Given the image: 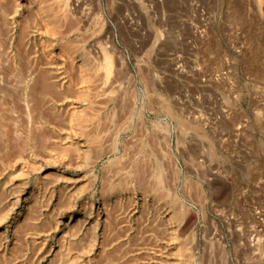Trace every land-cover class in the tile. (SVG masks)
<instances>
[{
	"label": "rangeland",
	"instance_id": "374dc122",
	"mask_svg": "<svg viewBox=\"0 0 264 264\" xmlns=\"http://www.w3.org/2000/svg\"><path fill=\"white\" fill-rule=\"evenodd\" d=\"M1 1L0 212L41 188L32 226L0 227L9 260L264 264V0ZM75 203L90 225L68 223Z\"/></svg>",
	"mask_w": 264,
	"mask_h": 264
},
{
	"label": "bare ground",
	"instance_id": "6f19581e",
	"mask_svg": "<svg viewBox=\"0 0 264 264\" xmlns=\"http://www.w3.org/2000/svg\"><path fill=\"white\" fill-rule=\"evenodd\" d=\"M3 1V0H2ZM1 1V2H2ZM7 1V0H6ZM5 2V1H4ZM9 2V1H8ZM35 2V1H34ZM6 3V2H5ZM15 3V2H14ZM19 3V2H18ZM9 5V3L7 4V6ZM11 5V4H10ZM13 5V4H12ZM40 5V4H39ZM1 7H0V9H5V8H3V7H6L5 5L4 6H2V5H0ZM20 6V5H19ZM28 6V5H27ZM44 6V5H43ZM9 7V6H8ZM38 7V6H37ZM46 7V6H45ZM12 8V7H11ZM49 8V7H48ZM10 10V9H9ZM8 10V11H9ZM33 10V9H32ZM49 10V9H48ZM7 11V10H6ZM8 11H7V13H8ZM29 12V11H28ZM34 12V11H33ZM36 12V11H35ZM39 12V11H38ZM37 12V14H40V13H38ZM42 12V11H41ZM52 12V11H51ZM16 13V12H15ZM20 13V12H19ZM42 13H44V11L42 12ZM36 14V15H37ZM45 14V13H44ZM52 14V13H51ZM9 15H10V13H9ZM12 15V14H11ZM25 15V14H24ZM32 15V14H31ZM35 15V14H34ZM28 16V15H27ZM43 16H46V14L45 15H43ZM42 16V17H43ZM3 17V16H2ZM1 17V18H2ZM24 17V16H23ZM26 17V16H25ZM37 18H38V16H37ZM53 18V17H52ZM4 19V18H3ZM39 19H40V15H39ZM23 20V19H22ZM21 20V21H22ZM36 20V19H35ZM2 21V20H1ZM4 21V20H3ZM2 21V22H3ZM26 21V20H25ZM31 21V20H30ZM8 22V21H7ZM20 22V21H19ZM32 23V22H31ZM39 23V22H38ZM37 23V24H38ZM43 24V23H42ZM50 24V23H49ZM48 24V25H49ZM23 25V24H22ZM45 25V24H44ZM47 25V26H48ZM5 26V25H4ZM32 26V25H31ZM3 27V26H2ZM7 27V26H6ZM47 28V27H46ZM45 28V29H46ZM50 28V27H49ZM5 29V28H4ZM15 30V29H14ZM41 30V29H40ZM11 31V30H10ZM9 31V32H10ZM49 30L47 29V32H48ZM42 32H43V30H42ZM46 32V31H45ZM2 33V32H1ZM18 33V32H17ZM49 33V32H48ZM55 33V32H54ZM16 34V33H15ZM30 34V33H29ZM43 34V33H42ZM11 37H12V34L10 35ZM56 36V35H55ZM54 36V37H55ZM64 37V36H63ZM56 38V37H55ZM61 38V37H60ZM3 39V38H2ZM20 39V38H19ZM40 39V38H39ZM42 39V38H41ZM44 40V39H43ZM2 41V40H1ZM20 41V44H19V42H18V47L19 48H17V49H21V51L23 50L22 48H24V46L21 48L20 47V45L22 44H27L26 43V41H25V43H23L24 41L23 40H19ZM48 41V40H47ZM10 42V41H9ZM44 42V41H43ZM51 42V41H50ZM62 42V41H61ZM45 43V42H44ZM65 43V42H64ZM10 44V43H9ZM12 44L13 45H15V43H13L12 42ZM12 44H10V45H12ZM50 44V43H49ZM53 44V43H52ZM66 44V43H65ZM9 45V46H10ZM42 44H40V46H41ZM2 46V45H1ZM6 46V45H5ZM27 46V45H26ZM25 46V47H26ZM35 46V45H34ZM48 46V45H47ZM59 45H57V47H58ZM62 46V45H61ZM13 47V46H12ZM17 47V46H16ZM60 47V46H59ZM63 47V46H62ZM1 48V47H0ZM11 47H9V49H10ZM61 48V47H60ZM15 49V48H14ZM27 49V48H26ZM25 49V50H26ZM59 50V49H58ZM61 50V49H60ZM4 51V50H3ZM2 51V52H3ZM33 51V50H32ZM12 52V51H11ZM11 52H9V53H11ZM18 52H19V54H20V51L18 50ZM25 52V51H24ZM42 52H44V51H42ZM41 52V53H42ZM4 53V52H3ZM16 53V52H15ZM29 53V52H28ZM61 53H62V51H61ZM60 53V54H61ZM17 54V53H16ZM15 54V55H16ZM18 54V55H19ZM23 54V53H22ZM35 54V53H34ZM55 54V53H54ZM28 55V54H27ZM43 55V54H42ZM13 56H14V54H13ZM20 56V55H19ZM19 56H18V58H19ZM21 56H23V55H21ZM45 56V55H44ZM53 56V55H52ZM8 57V56H7ZM12 57V56H11ZM10 57V58H11ZM25 57V56H24ZM27 57V56H26ZM2 58V57H1ZM16 58V57H15ZM29 58V57H28ZM41 58H42V56H41ZM57 58V57H56ZM26 59V58H25ZM45 59V58H44ZM5 60V59H4ZM11 60V59H10ZM23 60H24V58H23ZM34 60H36V59H34ZM38 60V59H37ZM1 61V60H0ZM13 61V60H12ZM43 61V60H42ZM45 61V60H44ZM46 62V61H45ZM50 62V61H49ZM57 62V61H56ZM23 63V62H22ZM28 63V62H27ZM26 63V64H27ZM36 63V62H35ZM8 64V63H7ZM9 64H10V62H9ZM20 64V63H19ZM29 64V63H28ZM31 64H33V61H32V63ZM40 64H43V63H40ZM47 64H48V62H47ZM52 64V63H51ZM11 65H12V63H11ZM30 65V64H29ZM36 65H38L39 66V64H36ZM52 65H54V64H52ZM8 65H6V67H7ZM20 66H21V64H20ZM23 66V65H22ZM2 67H4V65L2 66ZM30 67V66H29ZM29 67H28V69H29ZM26 68V67H25ZM32 68V67H31ZM6 69V68H5ZM15 69V68H14ZM21 69V68H20ZM33 70H35L34 68H32ZM50 69V68H49ZM7 70V69H6ZM17 70V69H16ZM16 70H14V71H16ZM23 70V69H22ZM21 70V71H22ZM26 70V69H25ZM37 70V69H36ZM24 71V70H23ZM17 72V71H16ZM26 72V71H25ZM24 72V73H25ZM40 72H41V70H40ZM43 72H46V71H43ZM6 73H8V72H6ZM11 73V72H10ZM1 74V73H0ZM29 74H31V72L29 73ZM35 74V73H34ZM42 74V73H41ZM47 74V73H46ZM3 75V74H2ZM10 75V74H9ZM14 75H15V73H14ZM13 75V76H14ZM23 75V74H22ZM32 75H33V73H32ZM51 75V74H50ZM18 77V79L17 80H20L21 81V83L24 81V80H22L24 77H22V79H21V75L19 74V75H17ZM27 77L29 76V75H26ZM36 76V75H35ZM38 76V75H37ZM11 77H12V75H11ZM26 77V78H27ZM30 77V76H29ZM43 77H47L46 75L45 76H42V78ZM50 77V76H49ZM56 77V76H55ZM58 77V76H57ZM31 78H32V76H31ZM31 78H30V80H31ZM41 78V79H42ZM54 78V77H53ZM3 79H8V77H6V78H4L3 77ZM13 79H14V77H13ZM33 79V78H32ZM40 78H38V80H39ZM45 79V78H44ZM47 80V79H46ZM46 80H42L43 82L44 81H46ZM0 81L1 82H3L4 80H2V77H1V79H0ZM13 81V80H12ZM20 81H18V82H20ZM32 81V80H31ZM33 81H34V86L31 88L32 89V91L30 90V92H33L34 90H35V88H37L35 85L37 84V79L36 80H34L33 79ZM32 81V82H33ZM0 82V83H1ZM7 82V81H6ZM17 82V83H18ZM32 82H31V86H32ZM41 82V81H40ZM54 82V81H53ZM10 83V82H9ZM14 83V82H13ZM12 83V84H13ZM20 84V83H19ZM24 84V83H23ZM45 84H47V83H45ZM50 85H51V82L49 83ZM55 84V83H54ZM1 85V84H0ZM6 85H8V84H6ZM39 84H37V86H38ZM53 85V84H52ZM21 86H22V84H21ZM56 85H54L53 87H55ZM58 86V85H57ZM46 87H48V86H46ZM21 88V87H20ZM24 87L22 86V89L19 91L18 90V92L21 94V96L19 97L20 99H21V97H22V100H24L25 102H27L28 101V98H30L31 97V95H30V97H29V95H28V93H27V90L25 91L24 89H23ZM42 88H43V86H42ZM56 88V87H55ZM54 88V89H55ZM3 89H4V87H3ZM5 89H7V88H5ZM8 89H9V87H8ZM44 89H46L45 88V86H44ZM47 89H49V88H47ZM15 90L16 89H14L13 91L15 92ZM41 91H42V89H40ZM51 90V89H50ZM57 90V89H56ZM56 90H54V92L56 91ZM7 91V90H6ZM47 92H48V90H46ZM58 91V90H57ZM17 92V91H16ZM44 92V91H43ZM42 92V93H43ZM52 93L51 91H50V93H48L49 94V96L50 95H55V93ZM36 93V92H35ZM39 93V92H38ZM46 93V92H45ZM58 93V92H57ZM60 93V92H59ZM58 93V94H59ZM16 94V93H15ZM31 94H33V93H31ZM11 95H13V94H11ZM16 95H18V94H16ZM10 96V95H9ZM56 96V95H55ZM38 97H41V96H38ZM44 97V96H43ZM42 97V98H43ZM52 97H54V96H52ZM57 97V96H56ZM42 98H41V100H42ZM58 99V98H57ZM21 100V101H22ZM31 100H33V99H31ZM44 100V99H43ZM39 101V100H38ZM19 102V101H18ZM24 102V103H25ZM29 102V101H28ZM40 102V101H39ZM46 102V101H45ZM50 102V101H49ZM23 103V104H24ZM27 104V103H26ZM29 104V103H28ZM45 104V103H44ZM25 105V104H24ZM28 106V105H27ZM45 106V105H44ZM43 106V107H44ZM6 107V106H5ZM10 107V106H9ZM15 107V106H14ZM29 107V106H28ZM2 109V108H1ZM7 109H9V108H7ZM13 109V108H12ZM15 109V108H14ZM29 109V108H28ZM6 110V109H5ZM12 111V110H11ZM27 111V110H26ZM33 111V110H32ZM44 111V110H43ZM49 112V111H48ZM47 112V113H48ZM7 114V113H6ZM12 114V113H11ZM25 114H27V113H25ZM28 114H29V112H28ZM5 115V114H4ZM46 118V117H45ZM6 119V118H5ZM43 119V118H42ZM52 119V118H51ZM18 120V119H17ZM22 120V119H21ZM24 120V119H23ZM28 120V119H27ZM50 121V120H49ZM52 121V120H51ZM8 123V122H7ZM22 123V122H21ZM26 123H27V121H26ZM10 124V123H9ZM57 124V123H56ZM55 123H49V122H44L43 123V121H42V123H39V125H38V130L39 129H41V131L42 130H49V128L51 129V130H58L59 128H61L59 125H56ZM103 124H105V123H103ZM14 125V124H13ZM19 125V124H18ZM34 125H37V124H34ZM71 125V124H70ZM73 125L74 124H72V126H70L69 127V129H74V128H72L73 127ZM77 126H76V128L74 129L75 130V132H77V130H79L78 128H80V127H82L83 125H80V123H79V125H78V123L76 124ZM88 125V124H87ZM86 124L84 125V126H87ZM110 125H112V124H110ZM117 125V124H116ZM115 125V126H116ZM4 126V125H3ZM17 126V125H16ZM15 126V127H16ZM69 126V125H68ZM106 126V125H105ZM142 126H144V125H142ZM146 126V125H145ZM6 127V126H5ZM4 127V128H5ZM11 127V126H10ZM23 127V129H22V131H20V130H15V131H13V132H11L10 130H8V131H6V133H4V137L6 138H4L5 139V142H4V144L6 143V145H7V147L6 148H9L8 147V144L7 143H14V142H16V141H19V140H21L20 142H23L25 145H28V143H30V140H31V138H33L32 137V133H31V131H32V128H33V125H32V123H28V125H23L22 126ZM36 127V126H35ZM63 127V126H62ZM67 127V126H66ZM75 127V126H74ZM98 127V126H97ZM109 126H107V128H108ZM111 127V126H110ZM147 127V126H146ZM146 127H145V130H146ZM14 128V127H13ZM18 128V127H17ZM17 128H15V129H17ZM64 128V127H63ZM92 128H93V125H92ZM91 128V129H92ZM103 128V127H102ZM121 128V127H120ZM34 129V128H33ZM67 129H68V127H67ZM83 128H81V130H82ZM104 129V128H103ZM109 129V128H108ZM148 129V128H147ZM12 130H14V129H12ZM37 130V129H36ZM85 130H87V128L85 129ZM62 131V130H61ZM82 131H84V129L82 130ZM82 131H81V134H82V136H83V133H82ZM89 131V130H88ZM93 131V130H92ZM79 132V131H78ZM44 133V132H43ZM85 133V132H84ZM45 134V133H44ZM44 134H43V136H44ZM47 134V133H46ZM51 134V133H50ZM78 133H76V136H78V135H80V134H78ZM87 134V133H86ZM89 134V133H88ZM48 136V135H47ZM91 136V135H90ZM94 136V135H93ZM81 137V136H80ZM83 137H85V136H83ZM87 137H89V136H87ZM39 138H40V136H39ZM141 138V137H140ZM41 139H42V136H41ZM80 139V138H79ZM86 139V138H85ZM96 139V138H95ZM0 140H2V137L0 138ZM140 140V139H139ZM0 142H2V141H0ZM41 142V141H40ZM82 142V141H81ZM32 143V142H31ZM3 144V143H2ZM1 144V145H2ZM17 144V143H16ZM84 144V145H83ZM20 145H23V144H21L20 143ZM82 145L83 146H86V143L84 142V143H82ZM82 145H81V147H82ZM19 146V145H18ZM18 146H16V147H18ZM132 146V145H131ZM2 147V146H1ZM5 147V146H4ZM4 147H2V149L4 148ZM15 147V146H14ZM13 147V148H14ZM21 147V146H20ZM20 147H18V148H20ZM5 148V150H7ZM82 148H84V147H82ZM130 148V147H129ZM17 150V149H16ZM84 151H88V148L87 149H83ZM90 150V149H89ZM132 150H133V147H132ZM1 152H2V150H1ZM0 152V153H1ZM10 152H11V150H10ZM15 152V151H14ZM12 153V152H11ZM84 153V152H83ZM86 153V152H85ZM84 153V154H85ZM135 153V155H136V152H134ZM3 154V153H2ZM87 154V153H86ZM12 155V154H11ZM1 156H3V155H1ZM0 156V157H1ZM102 157V156H101ZM137 157V156H136ZM133 158V157H132ZM131 158V159H132ZM87 160V159H86ZM85 160V161H86ZM130 161H132V160H130ZM48 162V161H47ZM98 162V161H97ZM137 162H139V161H137ZM50 163V162H49ZM86 163V162H85ZM52 164V163H51ZM84 164V163H83ZM87 164V163H86ZM130 165V164H129ZM135 165V164H134ZM138 165V164H137ZM48 167V166H47ZM46 167V168H47ZM49 167H50V164H49ZM81 167H82V165H81ZM41 168H42V166H41ZM130 168V167H129ZM133 168H134V166H133ZM144 168V167H143ZM146 168V167H145ZM127 170V169H126ZM136 170V169H135ZM139 170V169H138ZM146 170V169H145ZM132 171V170H131ZM142 171V170H141ZM144 171V170H143ZM125 172V171H124ZM131 173V172H130ZM144 173V172H143ZM101 174V173H100ZM110 174V173H109ZM135 174V173H134ZM105 175V174H104ZM108 175V174H107ZM109 176V175H108ZM112 176V175H111ZM110 176V177H111ZM135 176V175H134ZM12 177V176H11ZM86 177V176H85ZM101 177V176H100ZM114 177V176H113ZM136 177V176H135ZM108 178L106 177V179L105 180H107ZM11 180H12V178H11ZM10 180V181H11ZM145 180V179H144ZM143 180V181H144ZM9 181V180H8ZM92 181V180H91ZM117 181V180H116ZM151 181V180H150ZM1 182V181H0ZM7 182V181H6ZM108 182H109V179H108ZM107 182V183H108ZM112 182V181H111ZM115 181H113L112 183H114ZM137 182V181H136ZM139 182H140V180H139ZM138 182V183H139ZM8 183V182H7ZM13 183V182H12ZM97 183H100L99 182V177L98 176H95L94 177V180L91 182V187L90 188H92V190H93V193L91 194V202H93L95 199H96V197L99 195V193L101 192V191H98V189L96 190L95 188H96V185H97ZM105 183H106V181L104 182V185H105ZM112 183H109V186L108 187H106L105 186V189L107 190V192H112V190H114L115 188H117V187H115V184H112ZM9 184H10V182H9ZM3 185H6V184H3ZM3 185H1V187L3 186ZM13 185V184H12ZM20 185L22 186L23 184L22 183H20ZM25 185H26V183H25ZM44 185V184H43ZM42 185V188L44 187ZM40 186V185H39ZM38 186V187H39ZM47 187L49 186V185H46ZM10 187H11V185H10ZM9 187V188H10ZM27 187L28 186H23V189L22 190H19L18 192H24L26 189H27ZM37 187V188H38ZM41 187V186H40ZM99 187V186H98ZM152 187V186H151ZM4 188V187H3ZM3 188H1L0 189V191L3 189ZM19 188H21V187H19ZM18 188V189H19ZM14 189V188H13ZM46 189H48V188H46ZM86 189V188H85ZM105 189H103L104 191H105ZM9 189H7V191H8ZM12 190V189H11ZM10 190V191H11ZM40 190H41V188H40ZM39 190V191H40ZM43 190H45L44 188H43ZM4 191H5V188H4ZM3 191V192H4ZM37 191H38V189L36 190V188H33V189H31V191H29V192H27V193H25V196H23V198H20V200L19 201H17V203H16V205H15V207L13 208V210H11V211H7V213H5V214H2L1 212H0V227L2 226V225H6L7 224V228L5 229V233H13V235L12 236H14L15 237V233L17 232V231H20V229H26V228H28V227H30V226H32V223L34 224V222L33 221H36V219L39 217H37V213H39V208L40 207H37L38 209H36V206L38 205V203H36V199L38 198V194H37ZM38 191V192H39ZM20 192V193H21ZM46 192V191H45ZM2 192H0V194H1ZM19 193V194H20ZM40 193V192H39ZM23 194V193H22ZM80 194V193H79ZM112 194V193H111ZM2 197V196H1ZM80 198V197H79ZM38 200V199H37ZM2 200H1V198H0V202H1ZM38 202H40V200H38ZM95 202V204H96V209L102 214L103 213V215L102 216H104V214L106 213L105 212V208H104V199L103 198H99V200L96 202V201H94ZM72 203V202H71ZM108 203V202H107ZM106 203V204H107ZM1 204V203H0ZM40 205V204H39ZM38 205V206H39ZM83 205H84V203H83ZM71 206H72V204H71ZM71 206H70V208H71ZM65 208V207H64ZM2 209V208H1ZM37 210H38V212H37ZM67 210V209H66ZM63 211V210H62ZM65 211V210H64ZM63 211V212H64ZM61 212V211H60ZM66 213H69L68 215V217H69V220H68V223H70L71 225H77V227H79V228H81V227H86V226H88V225H90L91 224V219H92V217H91V215H90V212L88 211V209L86 208V207H84V206H82V205H79L78 203H75L74 204V206H73V209L72 210H70V211H67V212H65V214ZM61 214H62V212H61ZM60 215V214H59ZM62 215H64V214H62ZM60 217H61V215H60ZM105 218V217H104ZM40 219V218H39ZM111 219V218H110ZM108 220V219H107ZM104 222V221H103ZM110 222V221H109ZM113 223V222H112ZM105 224V223H104ZM57 226H59L60 225V221L59 222H57V224H56ZM74 225V226H75ZM115 225V224H114ZM101 228H103V227H101ZM100 228V229H101ZM106 228V227H105ZM112 228V227H111ZM2 229V228H1ZM0 229V230H1ZM106 231V230H105ZM103 232V231H102ZM101 235V234H100ZM76 236V235H75ZM97 239H98V236H97ZM9 257L10 256H8V253H7V251H6V249L4 248V245H3V243L2 242H0V264H18V262H14V261H11V260H9ZM61 258V257H60ZM11 259H13V258H11ZM59 259V258H58ZM62 259V258H61ZM13 260H15V259H13ZM16 261V260H15ZM60 259L59 260H53V262H52V264H60ZM23 263V262H22Z\"/></svg>",
	"mask_w": 264,
	"mask_h": 264
}]
</instances>
